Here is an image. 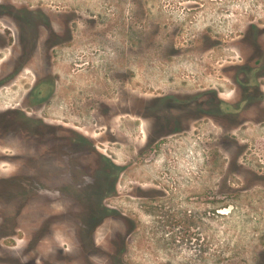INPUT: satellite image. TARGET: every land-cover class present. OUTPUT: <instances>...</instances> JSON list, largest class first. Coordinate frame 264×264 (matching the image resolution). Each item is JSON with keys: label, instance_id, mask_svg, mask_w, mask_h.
<instances>
[{"label": "rangeland", "instance_id": "obj_1", "mask_svg": "<svg viewBox=\"0 0 264 264\" xmlns=\"http://www.w3.org/2000/svg\"><path fill=\"white\" fill-rule=\"evenodd\" d=\"M13 1L40 4L72 39L53 50V94L46 102V92L36 95L34 106L33 71L1 79L12 64L0 49V111L29 105L18 118L26 124L10 130L0 119V178L8 180L0 184V264H259L264 90L237 123L228 114L240 111L233 66L251 51L243 33L264 28V0ZM215 91L220 111L201 113ZM189 96L196 102H184ZM157 98L158 116H181V128L163 137L156 116H142L145 100ZM39 118L87 138L72 175L44 174L55 160L40 150L51 141L45 129L28 123ZM34 138L43 143L23 159ZM237 140L246 146L240 156ZM94 148L114 164L110 193L89 187L103 166Z\"/></svg>", "mask_w": 264, "mask_h": 264}, {"label": "flooded vegetation", "instance_id": "obj_2", "mask_svg": "<svg viewBox=\"0 0 264 264\" xmlns=\"http://www.w3.org/2000/svg\"><path fill=\"white\" fill-rule=\"evenodd\" d=\"M25 4L27 6H24ZM196 7V5H191L192 9ZM0 20L4 23H2L3 28H0V49L8 50V54L4 57L5 61L3 58L2 62H9L12 64V70L6 77L3 76L0 69V78L3 76L1 79H13L14 75H17L22 69L25 70L28 68L32 70L35 75V81L28 93L27 101L34 106L37 102H32V98L46 92L43 99V102H46L50 99L54 91L53 80L55 79L56 73L52 70L55 63L53 50L62 46L63 43L71 40V32L66 34L65 32L67 29H65L63 23L60 22L57 24L56 19H53L47 13L46 9L40 6V4L29 5L25 2L16 3L13 0L8 3L3 2V4H0ZM263 34L264 28L251 25L242 35L241 42L244 43L245 46L250 47L251 51L247 54H241L239 61H237L236 65L233 66L234 84L236 90V103L234 104L240 107V111H238L239 113L236 112L235 115L228 114L230 117V120L228 119L229 124L237 123L239 121L238 118L242 115L245 116V113L248 112L249 109L256 107L257 103L262 100L264 89L262 87L263 84L261 80L264 79V41L261 39V36ZM42 81H47V86L49 85V87L45 90L44 88H37ZM1 82L2 81H0V83ZM219 98L221 97L217 91L207 93V103L210 106V109L205 111L202 109L201 105H199L200 107L198 110H201V113H210V115L217 114V112L220 111L219 104L220 102L222 103ZM159 100H161V98L153 99L150 103H147L145 100L143 104L144 108L142 116L144 118L150 115L156 116V123L160 125V127H158L159 130H157V136L163 137L181 128V116L172 114H168L166 118L158 116L157 112L162 110L154 112L153 110L155 109V104H153V102L156 103V108H158L159 106L157 107V101ZM162 100L165 101V99ZM192 101L196 102L194 97L189 96L184 102L190 104ZM38 103H40L38 105H41L42 102ZM169 104L170 102L166 104L167 108L171 106ZM178 105L179 107H183L185 104L183 103V105ZM27 106L29 105H25V107ZM25 107H21V109H16L17 107H10V109H6L7 111L5 112L0 111V119L5 120L9 125L12 124L13 127L10 130L15 127L17 128V123H21L22 121V123L26 124V121H20V119H18L21 115H25L27 118ZM159 109L161 108L159 107ZM185 114L193 118L196 117L194 109H189ZM239 114H241V116ZM11 115L12 118L8 120V117H11ZM240 120H242L239 123L240 125L245 123L244 119ZM28 123L37 124L38 129L36 132H40V129H45L44 132H47L48 137L51 140L48 143L44 142V145L40 149L43 152H50L51 150L54 151V156L52 158H54L55 162L54 164L48 163V166L46 165L44 168V174L53 173L58 175H72V168L69 167V165L71 166L74 164L72 161L75 160L77 165H82L79 161L83 160V146L85 143H88V140L79 131L66 124H53L43 118L29 121ZM8 131L9 130L6 132ZM34 139L36 140V138ZM150 139V137L147 138L148 141ZM30 140L27 139L24 141L26 142V146H24L25 152L21 153L24 156L23 159H25V157L34 156L33 154H35L38 142H40V144L43 143L39 140V138L36 142ZM235 142L238 145L240 144L238 140ZM245 147V145H239V150L236 152L237 155L240 156L241 153H244L243 151L245 150ZM95 153L98 155V160H103V166L100 169L102 173L100 174V177L98 175L96 176L95 182L90 183L89 187L93 190L101 189L102 191L110 193L114 191L115 186L114 179L112 177V167H114V164L110 161V159H107L99 152L96 151ZM67 160H70V163L67 162ZM26 165H28V161ZM231 170L233 172L235 169ZM227 180L228 178L225 179L226 184ZM237 190H239V188H237ZM107 192L103 195V199L106 197ZM105 217L106 216L103 218ZM40 235L43 234L41 233ZM39 239H41V237ZM29 245H31V243H28V247ZM98 248L99 247H95L96 250H99ZM262 256L261 254L258 255V262L264 260V255ZM16 264L21 263L18 262Z\"/></svg>", "mask_w": 264, "mask_h": 264}, {"label": "trees", "instance_id": "obj_3", "mask_svg": "<svg viewBox=\"0 0 264 264\" xmlns=\"http://www.w3.org/2000/svg\"><path fill=\"white\" fill-rule=\"evenodd\" d=\"M6 181H8L6 178H0V184L5 183ZM260 254L262 256V255H264V252L260 253ZM259 264H264V260L259 261Z\"/></svg>", "mask_w": 264, "mask_h": 264}]
</instances>
